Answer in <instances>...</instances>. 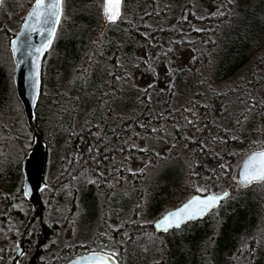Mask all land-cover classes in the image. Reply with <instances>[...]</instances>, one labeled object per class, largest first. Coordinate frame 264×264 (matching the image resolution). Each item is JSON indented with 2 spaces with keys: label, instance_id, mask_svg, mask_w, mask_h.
Returning a JSON list of instances; mask_svg holds the SVG:
<instances>
[{
  "label": "rangeland",
  "instance_id": "obj_1",
  "mask_svg": "<svg viewBox=\"0 0 264 264\" xmlns=\"http://www.w3.org/2000/svg\"><path fill=\"white\" fill-rule=\"evenodd\" d=\"M94 1L103 19L99 31L92 30V37H96L97 46H101L108 28L114 33L117 27L120 31L123 28L131 31L129 26H132V31L141 33V26L132 18V11L128 12V9L124 11L122 8L123 15L118 21L119 24L110 27L103 13L104 0ZM23 3L26 9L20 12L17 8L18 0H5L0 6V66L5 74L6 83L5 90L0 91V220L4 222L3 229L0 226V254L5 251L4 244L11 240V236H17L22 227V234L17 237L15 250L19 240L26 235L27 250L19 264H27L37 248L36 228L41 232L44 224L45 228L51 229V236L41 247L39 264H60L61 250L67 247L72 249L78 247L77 251L81 252L96 249L101 245L118 250L120 264H170L163 247L168 237L154 230V222L158 217L150 218L147 211L151 188L156 181L162 180L170 169L175 170L182 180L183 191L186 192L185 200L197 193L195 190L197 187L207 188L214 194L224 190L234 194L237 187L248 188L238 183L239 166L251 153L252 147L264 149V132L257 134L250 130L255 119L252 115L246 114L245 105L236 104L230 97V89L234 91L235 84L247 80L246 75L250 67L256 75L264 77V45L254 46L247 73L222 83L213 80L214 56L211 49L203 50L204 44L178 49L169 53L165 60L157 56L155 61L149 59L143 44H139L138 48L135 46L134 49H137L129 57L130 64L127 67L118 66L122 69L119 72L123 74L120 76V83L126 99L120 103V110L127 113L123 114L126 118L134 109L140 114V109L145 106L146 113H156L160 119L158 122H152L150 132L130 146L122 162L124 183L108 196L100 188L94 187L95 195H98L100 200L93 222L86 219L80 198L87 188L96 185L92 174L87 171L85 175L76 176L74 183L66 182L60 186L59 168L55 165L45 169L46 189L44 188L41 193L43 203L41 218L39 209L38 213H34L30 202L21 201L19 196L12 195L18 191L19 186L14 190L6 186L8 179L14 174L18 177L20 175L24 182L23 161L34 140V131L27 122L24 106L17 93L14 79L15 61L10 48L11 39L20 30L34 0L31 3L25 0ZM92 3V0H66L64 19L59 25L55 42L80 25L81 11ZM205 9L208 13L212 11L213 5ZM145 17L147 16L142 18ZM144 25L149 26L148 20L144 21ZM106 52L104 50L98 55L104 57ZM54 54V50H50L44 64H47ZM109 60L113 59L110 57ZM141 61L145 63L143 67ZM102 65L105 67L104 63ZM92 74L95 77L94 70ZM50 80L48 74L47 83ZM73 81L70 76H66L63 82L64 90L72 89ZM258 93L262 98L260 106L264 104V87ZM135 97L136 99L131 102L134 108L132 110L129 99ZM204 110H207L208 119L212 124L209 120L202 122ZM85 120H76V131L82 128ZM257 124L258 129L263 124L261 118ZM259 130L264 131V126ZM59 144L52 140L51 146L47 148V165L50 162L49 153L54 151L57 154ZM197 144L212 156L227 155V151L234 153L238 162L234 177L231 176L233 173L230 175L226 171L219 176L214 174L215 176L201 177L196 172L194 153L190 149L191 145ZM49 171L51 178H46ZM8 190L12 194L5 197L10 199V204L2 202ZM253 191L263 209L262 219L254 237L255 246L252 248L250 243L252 238H248L238 251L231 253L229 259L221 264H248L251 253L257 258L260 252H264V183L253 188ZM76 195L78 201L72 204ZM63 199L67 200L66 203ZM220 213L219 209L211 212V217L217 220ZM135 223H139V232L131 236L132 231L138 228ZM188 225L177 231L187 230ZM211 249L212 239L208 238L204 240L201 264H209Z\"/></svg>",
  "mask_w": 264,
  "mask_h": 264
},
{
  "label": "trees",
  "instance_id": "obj_2",
  "mask_svg": "<svg viewBox=\"0 0 264 264\" xmlns=\"http://www.w3.org/2000/svg\"><path fill=\"white\" fill-rule=\"evenodd\" d=\"M24 1L18 0L19 12L26 9ZM27 1L31 3L33 0ZM92 1L90 6L81 11L80 25L65 37L54 41V49H50L54 50L55 54L43 65L35 125L47 148L51 146L52 140L60 143L57 154L54 151L49 153L50 162L45 167L47 169L55 165L59 168L60 186L66 182L74 183L76 176L85 175L87 171L94 177L96 185L87 188L88 190L80 196L86 219L93 222L100 200L99 196L95 195L94 187L100 188L108 196L124 183L122 162L130 146L138 138L148 134L152 122H158L160 119L156 113H146L145 106L140 109V114L136 113L131 103L136 97L129 99V105L134 111L129 117H123V114L127 113L120 110V103L126 99L120 83V76L123 74L119 72L122 69L118 66L127 67L130 64L129 57L134 54L139 44H143L151 61H155L157 56L165 60L169 53L178 49L204 44L203 50L209 48L213 52L214 82L222 83L234 79L247 73L254 46L264 45V0H124L123 10L132 11V18L141 26V33L132 31V26H129L131 31L125 28L120 31L117 27L114 33L108 28L101 46H97L96 37H92V30L99 31L103 19L94 4L96 1ZM212 5V11L206 13L205 8ZM221 12L224 14L220 15ZM144 16L147 17L142 18ZM145 20L149 22L148 27L144 25ZM118 24L109 23V26ZM169 49L171 51H168ZM104 50L107 51L105 56L100 57L98 54ZM110 57L113 60H109ZM53 61L54 63H51ZM141 64L142 67L145 65L143 61ZM74 68L76 71L73 72ZM48 74L51 77L49 83L46 81ZM66 76L74 79L73 88L68 91L64 90L63 85ZM246 79L244 82L234 83V91L230 89V97L236 104L245 105L246 114L255 119L250 130L260 134L264 132L259 130L264 126V104L259 106L262 98L258 92L264 87V77L256 75L250 67ZM5 86V74L0 66L1 92L5 90ZM253 104L257 107L249 111ZM260 118L263 124L257 129ZM77 119L85 120L79 131L75 130ZM208 120L210 122L207 110H204L202 122ZM190 149L194 153L196 172L201 177L215 176L214 174L219 176L224 171L230 175L233 173L231 176L234 177L238 163L234 153L227 151V155L212 156L198 144L191 145ZM255 150L258 148L252 147L251 152ZM167 172L164 178L156 181L151 188L147 211L152 219L160 217L163 212L185 201L186 192L183 191L181 178L175 170L170 169ZM46 178H51L50 171ZM22 182L21 176L16 174L8 179L7 188L14 190L19 186V189L15 194L6 191L3 203L10 204V199L6 198L10 194L28 202L23 195ZM259 185L260 183L253 184L248 188L236 186L237 192L230 193L216 209L221 211L217 220L212 218L210 213L200 221L187 223V230L175 229L163 233L168 237L163 247L170 264H201L204 240L208 238L212 239L209 264H221L229 259L230 254L238 251L250 237L253 248L255 233L263 213L261 202L254 196L253 191V188ZM66 201L63 199L64 203ZM77 201L78 195L75 200L73 197L72 204ZM3 224L0 220L2 229ZM135 224L138 228L132 231L131 236L139 232V223ZM22 229L21 227L20 233L11 236V240L4 244L5 251L0 254V264H8L14 256L17 237L21 236ZM50 230L45 228L42 245L49 240ZM41 232L36 228L37 243ZM74 249H62L59 263L66 264L72 258L91 251L78 252V247ZM248 264H264V252H260L257 258L251 253Z\"/></svg>",
  "mask_w": 264,
  "mask_h": 264
},
{
  "label": "snow or ice",
  "instance_id": "obj_3",
  "mask_svg": "<svg viewBox=\"0 0 264 264\" xmlns=\"http://www.w3.org/2000/svg\"><path fill=\"white\" fill-rule=\"evenodd\" d=\"M4 2L5 0H0V6ZM65 2L66 0H34L31 10L24 19L23 31L21 32V35L25 36L27 40L31 39L33 33L44 38L43 42L34 48V52L43 55L51 49L57 36L58 26L64 19ZM123 4L124 0H104L103 13L110 24H116L122 18ZM219 14L223 15L224 13ZM213 15H216V13H213ZM194 30L203 31V29ZM12 50L14 54L19 50L16 41L12 42ZM168 51H171V49ZM29 54L31 55V53ZM39 60L40 56H36L33 61L36 77L33 88L36 95L39 94ZM33 102L35 103V99ZM255 107L257 105H251L249 111ZM238 183L243 187H249L254 183H264V151L254 152L249 156L242 166ZM195 190L200 195L192 196L179 208L165 213L155 224L157 231L167 233L173 229H180L182 225L190 221L202 219L210 211L218 208L221 202L229 196L228 192L214 194L204 187H197ZM28 194V191L25 190L24 195L28 196ZM119 255L118 250L112 249L108 245H101L96 249H92L87 255L78 257L72 264H120Z\"/></svg>",
  "mask_w": 264,
  "mask_h": 264
},
{
  "label": "water",
  "instance_id": "obj_4",
  "mask_svg": "<svg viewBox=\"0 0 264 264\" xmlns=\"http://www.w3.org/2000/svg\"><path fill=\"white\" fill-rule=\"evenodd\" d=\"M23 25H24V22H23L19 32L16 34V36L10 42V48H11L12 56H13V59L15 61L14 78H15L17 93H18V96H19L23 106H24L25 114L27 117V122H28L29 126L34 131V140H33L32 148L30 149L29 153L27 154V156L24 158V161H23V172H24L23 193L25 192V190L28 191L29 194H28V196L24 195L25 198L31 203V205L33 206V209L35 210L38 208L40 214L42 215L43 203L41 200V191L45 187L44 172H45V167H46V162H47V146H46V143L44 142L41 134L38 132V130L36 128L35 116H36V107H37V103H38V100L40 97V92H41V87H42L43 60H44L46 53L48 51L45 52L43 55H40L39 53H36L33 51L34 48L38 47L43 42L44 38L41 37L40 35L36 34V33H33V34H31V39L27 40L25 36L21 35V32L23 31ZM13 41L17 42V47L19 49L15 54L13 53V50H12V42ZM21 45H23V46L21 47ZM29 53H31V55ZM36 56H40V60H39L40 75H39V94L38 95L35 94L34 88H33V84H34L35 79H36V77L34 75L33 61L35 60ZM34 99H35V103L33 102ZM259 151H264V150H257L254 152H259ZM254 152H252V153H254ZM252 153L247 155L242 160V162L240 163L239 170H238V177L239 178H240V173H241L243 164L245 163V161L249 158V156ZM224 192L230 193L229 190H224L223 192H220L217 194H222ZM194 195H200V193H194L192 196H194ZM190 198H188L182 204L187 202ZM181 205H179L178 207H175L173 209H170V210L166 211L165 213H167L169 211H173V210L179 208ZM213 210H215V209H213ZM212 211H210L209 213H211ZM162 216H160L154 222V230L159 234L165 233L162 231H157L155 228L156 222L159 221ZM206 216H204L203 218H205ZM198 220H201V219H198ZM198 220H195V221H198ZM190 222H193V221H190ZM44 230H45V225L43 224L42 225V233H41V236L39 239L40 243H39L35 253L31 256L28 264H35L36 263V260L40 254V245H41V242L43 240V231ZM18 245H19V247H18L17 253H16L15 257L13 258L11 264H18L19 259L25 253L24 235L20 239ZM87 254L88 253L83 254V255H87ZM83 255H80V256H83ZM80 256L73 258L67 264H72V262Z\"/></svg>",
  "mask_w": 264,
  "mask_h": 264
},
{
  "label": "flooded vegetation",
  "instance_id": "obj_5",
  "mask_svg": "<svg viewBox=\"0 0 264 264\" xmlns=\"http://www.w3.org/2000/svg\"><path fill=\"white\" fill-rule=\"evenodd\" d=\"M34 213H36V210L34 211ZM39 215H40V217H41V214L39 213ZM42 218V217H41ZM46 227V226H45ZM40 236H41V234H40ZM40 239V238H39ZM24 243H25V249L27 250V243H26V239H24ZM39 243H40V241L38 242V245H39ZM43 244V241L41 242V245H40V254H41V247L43 246L42 245ZM38 245H37V247H38ZM37 249V248H36ZM36 251V250H35ZM16 252V251H15ZM35 253V252H34ZM33 253V254H34ZM26 254V253H25ZM24 254V255H25ZM40 254H39V256H38V258H37V260H36V263L37 264H39V258H40ZM24 255L19 259V262H18V264L20 263V261H21V259L24 257ZM6 257V256H5ZM4 258V257H3ZM13 258V257H12ZM11 261H12V259L10 260V262H9V264L11 263ZM28 264V263H27Z\"/></svg>",
  "mask_w": 264,
  "mask_h": 264
},
{
  "label": "bare ground",
  "instance_id": "obj_6",
  "mask_svg": "<svg viewBox=\"0 0 264 264\" xmlns=\"http://www.w3.org/2000/svg\"><path fill=\"white\" fill-rule=\"evenodd\" d=\"M200 221V220H199ZM109 234V233H108ZM108 236V235H107ZM109 238V237H108ZM107 239V238H106ZM51 263V262H50Z\"/></svg>",
  "mask_w": 264,
  "mask_h": 264
}]
</instances>
